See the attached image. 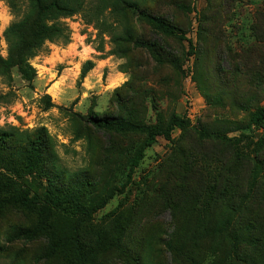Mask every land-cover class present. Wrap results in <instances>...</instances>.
<instances>
[{"label": "rangeland", "instance_id": "1", "mask_svg": "<svg viewBox=\"0 0 264 264\" xmlns=\"http://www.w3.org/2000/svg\"><path fill=\"white\" fill-rule=\"evenodd\" d=\"M9 1L0 0L2 57L3 31L19 17ZM150 2L166 8L197 46L180 74L146 51L109 54V37L75 14L64 19L70 42H47L30 60L35 77L26 80L17 68L11 80L0 77V128L45 127L68 173L58 184L90 210L86 235L94 248L106 241L94 264H264V123L253 124L264 106V0ZM87 59L94 67L80 79ZM89 109L145 124L174 111L189 126L175 128L171 140L157 136L131 169L144 134L96 130L86 121ZM32 218L0 211V264H63L44 257V237L8 240Z\"/></svg>", "mask_w": 264, "mask_h": 264}, {"label": "trees", "instance_id": "2", "mask_svg": "<svg viewBox=\"0 0 264 264\" xmlns=\"http://www.w3.org/2000/svg\"><path fill=\"white\" fill-rule=\"evenodd\" d=\"M172 4L174 2H164L167 7ZM175 5L188 13L186 5ZM9 6L19 17L3 31L7 55H0V77L8 80H11L12 68H17L26 80L35 77L30 60L47 42H70L71 30L64 19L75 14H82L87 23H97L101 33L109 37V54L127 57L131 48L146 51L157 64H168L180 74L188 56L197 52L196 44L186 36L187 28L168 15L166 8L160 11L150 0H10ZM137 26L147 30L140 32ZM170 40H175L177 46H172ZM102 42L103 38L99 50ZM93 67L92 60H85L79 78L83 79ZM254 114L253 124L262 126L264 106L257 107ZM86 121L100 131L144 134L142 144L132 157L131 169L157 136L171 140L175 128L184 130L189 126L187 118L174 111L163 122L145 124L120 116H100L89 109ZM201 135L231 139L225 134L205 131H201ZM21 173L33 180L26 181ZM67 174L56 162L45 127L25 132H18L13 126L0 128V211L15 209L33 215V221L15 228L8 240L44 237L48 244L45 258L55 257L63 264H94L95 251L104 247L106 241L103 244L101 240L94 248L86 235L92 230V226L86 227L90 210L74 190L57 182ZM16 263L13 260L11 264Z\"/></svg>", "mask_w": 264, "mask_h": 264}, {"label": "crops", "instance_id": "3", "mask_svg": "<svg viewBox=\"0 0 264 264\" xmlns=\"http://www.w3.org/2000/svg\"><path fill=\"white\" fill-rule=\"evenodd\" d=\"M51 84H53V82Z\"/></svg>", "mask_w": 264, "mask_h": 264}]
</instances>
